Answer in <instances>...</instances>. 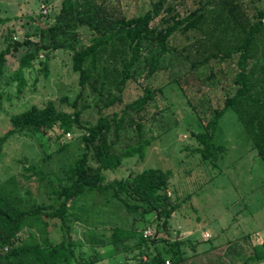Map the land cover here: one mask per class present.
Returning <instances> with one entry per match:
<instances>
[{"label":"rangeland","instance_id":"374dc122","mask_svg":"<svg viewBox=\"0 0 264 264\" xmlns=\"http://www.w3.org/2000/svg\"><path fill=\"white\" fill-rule=\"evenodd\" d=\"M91 1L0 0V50L4 48L3 35L7 27L12 29V37L18 41L37 42V28L52 25L62 6L83 9V5ZM155 1L110 0L113 9H107V12L137 16L150 11ZM245 2L249 14L254 12L253 7L264 10V0ZM167 5L172 8L171 12L184 15L198 5V0H168ZM43 6L47 8L46 12ZM91 13V18L85 13L82 19L94 21L92 15L95 14ZM168 15L167 11L162 12L151 24L163 26L162 18ZM204 25L206 30L212 27L210 17H206ZM228 25L225 31L220 29L223 25L211 31V38L208 41L204 38L203 47L195 45L180 56L174 51L165 54L153 74L148 72L146 58L139 59L133 78L122 92V102L101 108L103 115L111 114L142 95L144 87L153 90V99L143 111L131 114L134 121L141 123L143 137L151 140L144 159L126 158L120 168L107 171L105 175L107 179L121 178L129 172L135 174L147 168L172 171L168 193L172 199H184V202L173 212L166 228H161L155 219L151 228L153 233L157 230L158 237L184 241L181 264H264V162L252 147L250 137L234 111L227 110L219 121L214 144L223 149L216 158L203 161L194 151L198 143L192 132L199 130V123L206 124L213 112L222 107L225 93L232 92L237 56L222 62L213 59L201 67H195V63L203 57L206 47L221 44L220 40L230 43L236 38L237 26L231 22ZM68 37L72 48L79 50L91 42L94 33L87 25H79ZM28 49H33V45L24 44L11 52L0 77V138L11 128V114L31 105L42 106L48 101L65 111H73L71 104L76 109L82 108L81 121L95 122L98 107L93 94L87 87L79 85L78 74L72 71L73 51L70 49L53 52L47 75L40 71L36 60L31 68L24 69L27 84L22 93L17 94L13 72ZM186 54L189 56L185 57ZM43 57L44 52H41L39 58ZM250 65L255 70V77L264 84V69H257L264 65V36L258 40ZM126 124L117 151L138 140L136 128ZM82 133L79 128H75L69 137L59 135L57 130L45 134L15 131L0 147V189L15 188V202L25 209L46 200L47 184L26 180L22 167L35 163L45 171L62 175L83 151L79 138ZM63 142H70V145L54 152ZM79 201L80 206L67 217L69 231L59 230L57 220L50 221L48 230L52 242H57L65 233L66 239L74 238L83 243L82 250L85 254L90 253L93 264H121L126 254L123 246L108 244L91 250L90 245L100 242L102 234L108 236L113 227L130 225L133 219L136 225L143 226L139 212L128 214L117 200L104 201L91 193ZM32 232V229L24 228L18 238H26ZM133 243L134 240L129 245ZM134 262L135 259H129L130 264Z\"/></svg>","mask_w":264,"mask_h":264},{"label":"trees","instance_id":"16d2710c","mask_svg":"<svg viewBox=\"0 0 264 264\" xmlns=\"http://www.w3.org/2000/svg\"><path fill=\"white\" fill-rule=\"evenodd\" d=\"M91 2L83 5V9L62 6L52 25L37 28V42L18 41L12 37L13 31L9 27L3 35L0 77L11 52L24 44L33 45V49H28L20 58L13 72L17 94L22 93L27 84L24 69L31 68L36 60L40 71L47 75L48 61L53 52L70 49L73 51L72 71L78 74L79 85L87 87L93 94L99 115L93 123L82 122V108L76 109L71 104L73 111H65L58 109L53 101L42 106L31 105L11 114V128L0 138V147L15 131L45 134L57 130L59 135H65L79 128L83 130L79 137L83 151L60 176L45 171L35 163L22 167L26 180H34L38 184L44 182L48 187L47 199L34 203L30 208L16 204L15 188L10 187L7 191L0 189V264H93L90 253L85 254L82 250V242L74 238L66 239L65 233L57 242H52L48 230L50 221L57 220L59 230L69 231L67 217L80 206V198L90 193L104 201L117 200L128 214L139 212L143 222L141 227L136 225L135 219L128 226L113 227L108 236L102 234L100 242L90 245L91 250L108 244L123 246L126 254L121 264H130L129 259H135L133 264L183 262L181 246L184 241L158 237L157 230L152 237L143 236V230L151 227L153 219L161 228H166L173 212L184 202V199H172L168 193L172 171L147 168L135 174L129 172L121 178L107 179L105 175L107 171L120 168L126 158L144 159L151 140L143 137L141 123L134 121L131 114L143 111L153 99V90L144 87L142 95L124 103L119 111L111 114L103 115L101 108L122 102V92L133 78L139 59L146 58L148 72L153 74L159 69L165 54L174 51L180 56L195 45L203 47L204 38L208 41L211 31L221 25L220 29L225 31L229 22L237 26L236 38L230 43L220 40L221 44L206 47L203 57L195 63V67H201L213 59L222 62L237 56L232 92H226L222 107L213 112L206 124L199 123L198 131L192 132L198 143L194 151L203 161L216 158L223 147L214 144L215 132L223 114L232 110L250 137L258 157L264 162V84L255 77V70L250 65L258 40L264 36L263 9L253 7L254 12L249 14L245 0H198L195 8L181 15L171 12L168 0H156L150 11L125 17L107 12V9H113L110 0ZM91 11L96 15H92L94 21L82 19L85 13L91 18ZM164 11L169 13L162 18L164 25H152L151 22ZM207 16L212 22L209 30L204 27ZM79 25H87L94 37L87 46L74 50L68 35L74 33ZM41 52H44L43 59L39 58ZM257 69H264V65H259ZM126 123L136 128L138 140L117 151ZM69 145L70 142H63L54 152L62 151ZM24 228L33 232L19 239L18 235ZM133 240L134 243L129 245Z\"/></svg>","mask_w":264,"mask_h":264},{"label":"built area","instance_id":"2783aa9c","mask_svg":"<svg viewBox=\"0 0 264 264\" xmlns=\"http://www.w3.org/2000/svg\"><path fill=\"white\" fill-rule=\"evenodd\" d=\"M42 8L44 9V12H46L47 8L44 7V6ZM65 135L67 137H69L70 136V132L65 133ZM152 234H153V232H152V228L151 227H148V228L143 230V236L144 237H150V236H152ZM166 264H169V261H167Z\"/></svg>","mask_w":264,"mask_h":264}]
</instances>
